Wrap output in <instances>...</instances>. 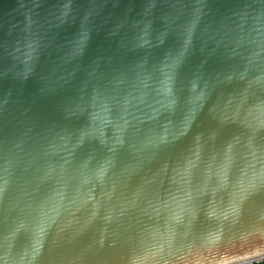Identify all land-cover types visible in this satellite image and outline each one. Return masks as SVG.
Segmentation results:
<instances>
[{"label":"water","instance_id":"95a60500","mask_svg":"<svg viewBox=\"0 0 264 264\" xmlns=\"http://www.w3.org/2000/svg\"><path fill=\"white\" fill-rule=\"evenodd\" d=\"M264 260V0H0V264Z\"/></svg>","mask_w":264,"mask_h":264},{"label":"trees","instance_id":"16d2710c","mask_svg":"<svg viewBox=\"0 0 264 264\" xmlns=\"http://www.w3.org/2000/svg\"><path fill=\"white\" fill-rule=\"evenodd\" d=\"M251 264H264V260L258 261V262H254V263H251Z\"/></svg>","mask_w":264,"mask_h":264}]
</instances>
